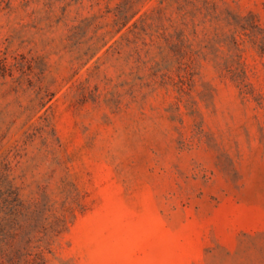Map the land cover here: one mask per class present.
Instances as JSON below:
<instances>
[{
    "label": "rangeland",
    "instance_id": "374dc122",
    "mask_svg": "<svg viewBox=\"0 0 264 264\" xmlns=\"http://www.w3.org/2000/svg\"><path fill=\"white\" fill-rule=\"evenodd\" d=\"M0 264H264V0H0Z\"/></svg>",
    "mask_w": 264,
    "mask_h": 264
}]
</instances>
